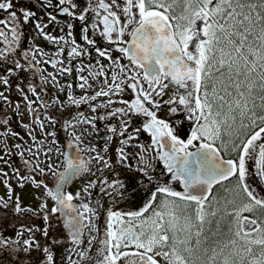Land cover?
<instances>
[{
    "label": "snow or ice",
    "instance_id": "snow-or-ice-1",
    "mask_svg": "<svg viewBox=\"0 0 264 264\" xmlns=\"http://www.w3.org/2000/svg\"><path fill=\"white\" fill-rule=\"evenodd\" d=\"M41 2L44 8L56 7L62 14L85 23V14L94 12L103 25L101 36L117 45L119 53L126 56L133 66L129 68L127 65H119V72L111 75V84L104 81L108 85L107 91L101 89L93 96L79 99L69 93L68 100L79 105L99 96L119 94L126 88L131 89L135 94L134 99L121 101L127 107L115 108L109 113L112 116L121 114L129 117L122 120L123 127L118 132L121 137H126L121 140V144L127 145L136 139L129 132L131 116L145 117L142 128H135L133 132L138 134L144 131L151 134L152 144L161 149L157 155L172 174L171 179L184 186V191L181 192L169 184L156 183L154 189H145L148 192L147 202L139 210L121 212L109 209L105 238L100 241L103 247L98 250L95 264H264V198H258L246 183V159L251 158L257 148L258 175L264 178V143H256L264 140V126H259V130L253 131L246 140L232 145V150L238 152L236 159L225 160L220 153V148L227 146V142L221 138L222 132L231 135L239 131L234 128L238 118L241 129L258 127L257 120L264 124V114L256 112L257 99L260 101L259 107L264 110V0H124L122 5L119 0H111L110 3L95 0V7L90 4L78 16L69 7H63L67 3L71 9H75L77 5L72 0H57L55 5L53 0H47L46 4L43 0ZM97 9H102L105 14ZM0 12L7 13L4 18H0V26H3L0 27V42L6 45V48H0V106L8 105L17 116L22 117L24 113L20 108L21 102H24L28 113L34 117V122L44 130V121L33 107L39 100L37 86L31 82L23 83L27 77L21 73H40L43 83L58 82L52 73L44 75L36 67L41 63L37 59V55L41 54L39 48L22 51L21 58H16L21 47L24 25L36 21L34 29L44 39L73 45L68 52L69 57L81 56L86 49L81 48L75 40H66L65 36L50 35L45 31L48 24L39 22L35 11L23 6L17 8L14 0H0ZM47 15L49 22L57 19L51 13ZM67 27L71 29L72 24ZM97 27V23L93 22L92 28ZM88 31V28H84L85 33ZM67 36H72L71 31L67 32ZM83 39L88 45H95V41L87 34ZM64 50V47H60L57 55ZM95 50L100 57L113 64L118 63L109 54V49ZM43 62L50 63L54 68L58 63L63 64L62 60L51 57ZM103 67L101 65V72H90L89 75H103ZM72 71V68L66 67L59 70L61 75L71 74ZM80 80L83 81L79 84L81 89L86 85L91 87L87 76H80ZM68 87L71 88L72 85ZM257 88L259 93L256 92ZM13 91L19 94L20 102L11 99ZM28 92L36 99H29ZM165 96L168 99H163ZM53 103L63 104L58 100ZM108 103L111 104L112 101L109 100ZM162 104L169 106L170 118L183 113L186 120L195 123L196 126L187 139H182L176 133L170 119L160 118L158 111ZM41 106L49 107L47 103H42ZM92 110L96 111V108L93 107ZM46 119L52 125L57 123L52 116H47ZM245 120L249 123L245 124ZM8 124L9 118L0 119V126ZM23 126L30 128L27 124ZM110 130L117 132L115 127ZM8 134L19 136V133L11 129L0 132V135ZM46 136L53 138L51 144L56 145L55 151L64 156L62 171H57L60 165L48 156L54 149H45L42 141H37V151L33 152L32 148L24 151L31 153L34 159H38L41 152L48 157L51 162L47 165V172L40 163H36L30 171H38L41 176L51 173L55 179V189L49 188L44 179L36 180L34 176H20V179L31 180L35 187L45 188L46 195L57 204V207L51 208V213H61L66 217L64 227L74 245L79 246L83 242V230L89 227L87 243L91 246L96 238L91 232L99 231L93 223L98 211L89 202H82L79 206L73 204L74 200L81 199V192L74 196L65 191V186L75 178L82 173L91 172L88 161L81 157L73 158L67 151H61L55 131L46 132ZM32 139L36 141L35 136ZM218 140L221 141L220 148L216 147ZM75 141H80V137L75 136ZM14 147L21 149L22 145L15 144ZM72 147L73 142L70 140L68 148ZM24 151L19 153L22 158ZM5 154L11 155L10 150ZM118 154L123 163L127 159V153L120 148ZM93 159L104 167H111L104 156L98 154ZM0 160H4V156H0ZM4 163L7 164L8 161L4 160ZM24 163L28 165L30 161L25 160ZM143 164L140 171L152 182L153 177L148 171L151 164L147 160H143ZM13 171L19 176V169ZM0 174L5 177L8 175L2 169ZM231 177H236L237 180L234 191H239H236V197L243 194V198L225 200L223 204L214 196L209 199L213 186ZM20 186L23 187V184ZM92 186L94 183L90 181L82 190L89 197L91 193L88 188ZM108 187H114L116 194L123 197V185L119 181ZM106 194L112 195L110 192ZM11 200V195L8 200L0 198V207L7 208ZM14 203V211L17 213L31 211L21 207L19 197H16ZM40 208L46 209L47 203H41ZM245 213L251 216L244 215ZM44 219H48L47 214ZM85 220L88 225L84 224ZM27 231L32 232L33 229ZM178 234H182L183 238ZM43 235L48 236L47 230H43ZM17 236L22 237L23 232H18ZM132 246L135 251L125 250ZM33 248H41L34 237L23 239L21 247L20 240L0 236L2 253L7 254L9 249L27 253ZM42 251L47 264H56L55 252L51 246L43 247ZM73 251L74 249L68 250L66 259L70 264H79V261L71 259ZM88 251L90 248L79 251L81 260L94 259L88 255Z\"/></svg>",
    "mask_w": 264,
    "mask_h": 264
},
{
    "label": "flooded vegetation",
    "instance_id": "flooded-vegetation-1",
    "mask_svg": "<svg viewBox=\"0 0 264 264\" xmlns=\"http://www.w3.org/2000/svg\"><path fill=\"white\" fill-rule=\"evenodd\" d=\"M21 1H23V3L20 2L22 3V6L23 4H26V8L35 11L37 13L38 18H42L46 21V24H48V28L45 29V31L48 32L50 35L56 37L65 36L66 40H75L79 45H81V48L86 49L85 54L81 56L69 57L68 52L73 46L70 43L65 44L64 41H59L58 43H56L44 38H35L36 40L33 44V50L36 48H39L41 50V68L45 71L44 73H52L54 75V71L56 74L61 75L60 72H58L61 67L73 69L71 74L66 73L63 76L64 82L66 83V87L62 89L63 94L61 102H63V104H60L61 108L64 106L65 113L69 109H71V112L66 113L64 117L61 113L60 118L51 112L50 116L54 117L57 123L55 125L50 124L48 126V129L50 132L55 131V138L61 151L67 150L69 141L71 140L75 148V152H73V156H71L73 158L81 157L85 161H88V167L91 169V172L82 173L79 177L75 178L70 184H67L65 186V191L71 192L74 196L77 192H81V199L74 200L73 204L79 206L82 202H89L90 206L95 207L98 211V216L93 220V223L95 225V228L99 231L97 232L93 230L91 232V235L96 237L92 241L91 246H89L87 243V240L89 239V227H85L83 230L84 235L81 237L83 242L79 246L73 244L72 239L70 238L66 228L64 227L63 222L60 220V214L51 213V208L57 207V204L54 200L51 199V197L46 195L45 191L43 192V190H45L44 187H35L31 180L23 181L24 183H27L23 184V186L27 189V193L24 192V195H26L24 198L26 201H30V195L32 194L31 189H37L40 192L42 191V193H44L43 197L46 198L47 207H50V209H46V211L47 213L48 211H50L49 213H51L47 214L49 215L48 219H51V221L54 220V222L57 223V229L59 228L61 232L60 236L54 234L52 242H50L51 247L56 242V240H59L61 238L63 245L61 247H64V254H67L66 257L69 255L68 250L74 249V251L71 252L72 261H79V264H95V257L98 254V250L103 247L100 241L105 238L104 232L106 229L107 212L109 209L121 212L139 210L147 202L148 192L145 189H154L156 183H159L161 185L169 184L173 189L181 192L184 191V187L179 181L171 179L172 174L167 171L163 161H161L157 155V153L161 151V149H158L155 145L152 144L151 134L144 131H141L138 134L133 132L135 128H142V124L146 119L145 117L131 116L129 132L133 133L136 136V139L130 141L127 145L121 144V140L125 139L126 137H121L120 135H118V132L122 130V120L129 119V117H123L121 114H116L115 116H112L109 115V113L115 108L127 107V105L121 103V101H131L132 99H134L135 94L132 92L131 89L126 88L123 93L119 94L110 93L109 96H99L95 100L81 102L79 105L72 104L68 100L69 93H71L72 96L76 99H79L80 97L93 96L96 92L100 91L101 89L107 91L108 85H106L104 81L107 80L109 84H111V75L113 72H119V65H127L129 68L133 67L127 57L119 53V51L117 50V45L109 43L103 36H101L100 32L103 29V25L102 23H99V18L95 16V13L91 11L89 13H86L85 23L79 21L74 17H69L66 14H62L56 7H42L41 0ZM72 2L77 5L75 9H71L70 5L67 3L63 5V7H69L70 10L74 11L77 16L81 14L82 9L89 7L90 4L92 7H95V0H72ZM110 2L111 0H105V3ZM123 2L124 0H119V3L121 5L123 4ZM43 3L46 4L47 0H43ZM56 3L57 0H53V5H55ZM97 10L100 11L102 14H105L103 13L102 9ZM48 13H51L52 15L56 16L57 19L53 22H49V18L47 15ZM121 16L123 19L122 12ZM93 22H96L98 25L96 29L92 28ZM68 24H72L71 29L67 27ZM84 28H88L89 31L85 33ZM69 31H71L72 33L71 37L67 36V32ZM85 34H87L90 39H93L95 41V45L87 44V42L83 39V36ZM126 39H130V37H126ZM60 47H64L65 50L63 53L57 55ZM96 48H100L102 50L109 49V54L114 59H116L118 63L113 64L112 61L100 57L95 50ZM50 57L56 60H62L63 64L58 63L55 68L52 67L50 63L43 64V61L48 60ZM97 61H99V63H97ZM101 65L104 66L103 75H97L95 77L89 75L90 72H101ZM36 67L38 68V65H36ZM51 68H53V71H51ZM80 69H83V71H81ZM80 76H87L88 83L91 85V87H88L86 85L84 89H81L79 87V84L83 83V81L80 80ZM61 85L62 84H58L59 87H61ZM68 85H72V87L69 88ZM145 87H147L146 84ZM170 94L171 93H169V95ZM163 99H168V96H165ZM109 100L112 101L111 104L108 103ZM93 107L96 108V111L92 110ZM168 108V105L162 104L158 111V115L162 119H170V122L175 128L176 133L182 139H187L190 136L192 129L196 126L195 123L186 120L183 113H178L177 115L170 118ZM94 117L96 119H93ZM99 117L104 118L99 119ZM177 121H180V123H177ZM66 122H70V124H67ZM112 127H115L117 129V132L111 131L110 129ZM75 136H79L80 141H75ZM109 137H111V139H109ZM52 139L53 138L49 136L47 138V141L44 140V148L47 149L48 147H52L54 149L51 153L48 154V156H50L51 160L55 161L57 165H60V167L57 169V171H60L64 167L65 160L64 156L57 154V152L55 151L56 145L51 144ZM34 148L36 147L34 146ZM105 148H107V151H105ZM120 148H123L124 152L127 153V159L123 163H121L119 159L118 149ZM90 149H94V151ZM144 149H147V151H144ZM98 154L104 156L105 159L109 161L111 167H104L96 159H93ZM42 155L44 154L41 152L38 155L37 160L32 158V154H29V156L31 157L30 159L33 163L46 161V159L47 164L51 162L45 155L44 158H42ZM142 158L143 160L149 161V163L151 164V168L148 171L149 175L153 177L152 182H149L144 173L140 171V169L144 167ZM30 166L32 167V165ZM246 177L252 180L256 179V182H249L248 185H251L254 194L258 198H264V180L263 178L260 179V176L258 175V168H255L254 170L252 169V175H248ZM10 179L12 180L11 183L13 184L11 185L13 189L11 194H13V197H16V192L14 190L17 186L19 187L21 181L19 177L17 178L18 181L15 180L16 182H14V179ZM90 181L94 183V186L88 188V192L91 193V196L89 197L88 194L84 193L82 190L89 185ZM116 181H119L123 185V188L121 189V191L124 193L123 197L116 194V191L114 190L115 185L113 188L108 187V185L114 184V182ZM54 182L55 179L52 176L48 181V187L53 189ZM225 184H227L226 181H222L220 184L214 185L212 189V194L209 199L213 196L214 191H216L217 194L221 196V193H218L217 188L221 186L222 189ZM252 185L258 186L261 189L260 192L263 191V193L259 194L256 188H254ZM3 189L5 190V192H7V187L4 186ZM102 189L104 191H102ZM28 192H30L31 194H29ZM108 192L112 193V195H107L106 193ZM38 201L39 199L34 202L36 203ZM97 201L99 202L98 204L96 203ZM257 215H259V213H257ZM2 224H0V226H2ZM84 224L88 225V221L85 220ZM3 227L4 226H2V228ZM2 230L5 231L4 237H8L9 239L12 238L11 234L7 233L5 228H3ZM28 237L35 238L36 235H31ZM50 237L51 236H49V239H51ZM22 239H24L23 236ZM35 240L39 244H44L46 241H49L47 238L44 237L43 232L38 237H36ZM89 248L90 251H88V255L92 256L94 259L92 261L81 260L78 255L79 251L81 249ZM52 249H55V254H57L58 249L62 248L53 247ZM125 250L135 251L136 249L134 248V246H132L129 249ZM8 252L14 253L15 251ZM17 252L22 255L23 260H17L16 262L12 261L5 264H32L29 256H23L22 250ZM66 257L60 262L56 261V264H70V261H68ZM40 264L46 263L43 262Z\"/></svg>",
    "mask_w": 264,
    "mask_h": 264
},
{
    "label": "rangeland",
    "instance_id": "rangeland-1",
    "mask_svg": "<svg viewBox=\"0 0 264 264\" xmlns=\"http://www.w3.org/2000/svg\"><path fill=\"white\" fill-rule=\"evenodd\" d=\"M23 1L21 0H14V3H16L17 8L22 6V3H20ZM23 7L26 8V4H23ZM7 15V13H3L0 12V18H4ZM36 21H33L27 25H24L23 30L25 29L27 31V38L22 40V44L27 43V45L29 46V48L33 49V44L34 41L36 40L35 38H43L41 35H39L35 29H34V23ZM39 22L41 23H46V21L42 18H39ZM3 27V26H0ZM5 46V47H4ZM0 48H6V45L2 42H0ZM19 53L16 55V58H21L20 54L22 51L18 50ZM37 59L41 60V63L37 64L38 68L41 69L43 72H45L41 66H42V53L40 55H37ZM23 61V60H22ZM43 64H45L43 62ZM35 70H33L34 72ZM51 71H53V68H51ZM59 72V71H58ZM54 76H56L57 82H53V83H43L40 79V73H35L33 74L32 72L29 73H21V75H24L27 77V79L25 81H23V83L27 84L29 82L33 83L34 85L37 86V93L39 95V100L37 101L36 104L33 105V107H35L37 109V113L40 116V119L44 121V125L45 128L44 130H41L40 126L38 123L34 122V117L32 115H30L27 111L26 108V104L24 102H21V108L20 111L23 112V116H17L13 110H10V107L8 105H3L0 106L1 108V112H4V117L6 116V118L9 117V124L7 126H0V132H7L8 129H11V131L19 133L18 137H13L12 135L8 134V135H0V156H4V160L8 161L7 164L4 163V160H0V169L3 170L4 173H7V177L3 176L2 174H0V198H3L4 200H8L9 195H13L11 194L13 189L12 186L13 185L11 182L12 179H14V182L18 181V177L20 179V176H34L36 180H40V179H44V182L46 184H48V181L50 180V178L52 177L51 173H48L46 176H41L39 174V172L37 171L36 173H32L30 171V169L36 164L33 163L32 160L30 159L31 157L29 156V152L24 151V149L26 148H32L33 152L37 151L38 148V144L37 141H42L43 145L45 147V141H47V138L49 136H46V131H49V125L50 123L48 122V120L46 119L47 116H50L51 112L55 115H57L59 118L61 117V113L64 117V115L66 113H70L71 109L67 110V112H64V106L61 108L60 104L57 103H53L54 100H58L61 101L62 99V89L64 87H66V83L64 82V75L66 73H64L63 75H59L56 74L54 71ZM44 75H47V73H44ZM243 78V77H241ZM49 80H51V78L49 77ZM62 82V83H61ZM58 84H62V87H59ZM43 88V90H41ZM233 94L235 95V90L233 89ZM259 89H256V92L259 93ZM28 96L29 99H36L31 92H28ZM11 99L13 101L16 102H20V97L19 94L15 91H13L11 93ZM42 103H47L49 105V107L44 108L41 106ZM257 104V108H256V112L257 114H264V110H262L259 107L260 101L257 99L256 101ZM6 114V115H5ZM13 115V117L11 118L10 116ZM1 119V118H0ZM249 121L245 120V124H248ZM257 126L255 128L249 127L247 129H241L240 125H239V118L237 120V123L234 125V128L239 129V131L237 132H233L231 135L223 133L222 132V140L227 142V146L225 148H220V144L221 141H216V145L220 148V150L222 151V153L224 154L225 157L230 158V159H236L238 152L237 151H233L232 150V145L234 143H240L241 141L246 140L247 136L250 135L253 131H258L259 130V126H264V124H261L259 120H257ZM30 125V128H25L23 125ZM29 132H31V135H29ZM264 135V134H262ZM32 136L37 137L36 141H34L32 139ZM45 140V141H44ZM260 143H264V140H260L257 142V145H259ZM15 144H21L22 148L21 149H16L14 147ZM3 148H2V147ZM34 146L36 148H34ZM10 150L11 155H6L5 153ZM21 151H24V156L23 158L19 155V153ZM257 154H258V148L256 150V152H254L252 154V157L249 159H246V168L248 170L247 175H252V169L254 170L255 168H258V173H259V166L257 165ZM33 158V156H32ZM42 158H44V155H42ZM28 160L30 161V163L28 165H25L24 161ZM38 160V159H37ZM40 166L45 168V171L47 172V159L46 161H42L39 162ZM32 165V167L30 166ZM14 169H19V176L13 171ZM10 179V181H9ZM261 179V177H260ZM16 180V181H15ZM258 180V179H257ZM264 180V178H263ZM20 185L21 184H27L26 182L24 183L21 179H20ZM256 182V179H250L248 177H246V183L248 185L249 182ZM226 183L222 189L221 186H219L217 188L218 193L222 194V197L220 198V196L217 194L216 191H214L213 196L216 197L217 200H219L221 202V204H223L225 202V200H227V198L230 199V197H234L236 199H241L243 198V194L241 195V197H236V191H239L238 189H235V186L237 184V180L236 177H231L229 180H226ZM19 185V187L17 186L16 189L14 190L16 192V197H19V202L21 207H23L24 209H31V211H24L21 213H17L14 211L15 208V199L16 197L12 196V200L9 201V206L7 208L4 207H0V224H2V226H4L3 228L6 229L7 233L11 234L12 238H15L13 240H20L21 241V247H22V237H18L17 233L18 232H23V238L24 239H28V236L31 235H36V237H38L43 230H47L48 232V236H44L45 238H47L49 241H46L44 244H40L41 248L40 249H36L33 248L30 252H23L22 254L23 256H29V258L31 259L30 261L32 262V264H40V263H46V258L44 256V253L42 251L43 247H47L50 246V242H52V238L54 236V234H57L60 236L61 232L59 230V228L57 229V223L53 221H51V219H44V215L48 214L50 211H46V209H50V207L41 210L40 205L41 203L46 202V198L43 197L42 191L40 192L37 189H31L32 190V195L30 192H28L31 197L30 201H26L25 200V196L24 192L27 193V189L23 186L21 187ZM29 185V184H28ZM5 187H7V192H5V190L3 189ZM9 186L11 188V192H9ZM254 188H256L257 192L259 194H262L261 189L258 186H254L252 185ZM248 187L252 190L251 185H248ZM41 188V187H40ZM45 190H43L44 192ZM253 191V190H252ZM21 192V193H19ZM254 193V191H253ZM212 196V197H213ZM212 197L210 199H212ZM38 202H34L36 200H38ZM32 201V202H31ZM213 204L215 205V200L213 201ZM51 214V213H49ZM244 215H249L251 216V214L245 213ZM49 217V215H48ZM254 218V217H253ZM182 223V221H181ZM46 225H47V229H46ZM2 226H0V236H4L5 231H3ZM27 229H33L32 232L27 231ZM179 236H181L180 238H183L182 234H178ZM49 236H51L49 239ZM35 237V238H36ZM11 238V239H12ZM54 240V239H53ZM58 242V243H57ZM62 245V241L61 238L59 240H56V242L53 244V247H59L62 249H58L57 254H55L56 257V261L60 262L62 261L67 254H64V247H61ZM55 252V249H53ZM8 251H12L11 249H9ZM17 260H23L22 255L15 251L14 253H2L0 252V264H5L8 262H16ZM18 264V263H17ZM25 264H31V263H25Z\"/></svg>",
    "mask_w": 264,
    "mask_h": 264
},
{
    "label": "trees",
    "instance_id": "trees-1",
    "mask_svg": "<svg viewBox=\"0 0 264 264\" xmlns=\"http://www.w3.org/2000/svg\"><path fill=\"white\" fill-rule=\"evenodd\" d=\"M27 38V31L24 29L23 30V37H22V39H21V47H20V51H26V50H28V45H27V43H25V44H22V40H24V39H26ZM5 47V46H4ZM19 53V51L17 52V54ZM16 54V55H17ZM21 62L23 63V61L21 60ZM10 110H13L12 108H10ZM2 110H1V108H0V118L1 119H5L6 118V116L4 117V112H1ZM11 118L13 117V115H11L10 116ZM9 118V117H8ZM2 147V146H1ZM3 148V147H2ZM220 194V193H219ZM222 197V194H221V196H220V198ZM234 197H230V199L229 198H227V200H232Z\"/></svg>",
    "mask_w": 264,
    "mask_h": 264
},
{
    "label": "water",
    "instance_id": "water-1",
    "mask_svg": "<svg viewBox=\"0 0 264 264\" xmlns=\"http://www.w3.org/2000/svg\"><path fill=\"white\" fill-rule=\"evenodd\" d=\"M217 147V146H216ZM195 149H193L192 151H194ZM70 155H72L73 156V152H75V148H74V146L72 147V148H68L67 147V150H66ZM220 153H221V151H220ZM221 156L223 157V159H225V160H227V158H225L222 154H221ZM63 170V169H62ZM62 170H60V171H62ZM182 186H183V184H182ZM55 187H56V184H55V182H54V186H53V189H55ZM184 187V186H183ZM60 214V220L63 222V224H65V221H66V217L64 216V215H62L61 213H59ZM73 215H74V213H73ZM67 230V229H66ZM67 232H68V230H67ZM68 234H69V232H68ZM70 236V235H69ZM71 238V237H70Z\"/></svg>",
    "mask_w": 264,
    "mask_h": 264
}]
</instances>
